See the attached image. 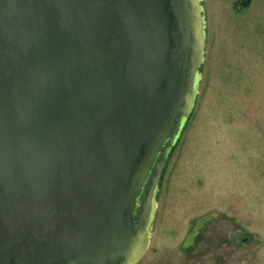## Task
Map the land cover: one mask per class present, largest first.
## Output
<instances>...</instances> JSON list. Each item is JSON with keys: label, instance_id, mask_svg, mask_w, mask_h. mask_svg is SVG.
Returning a JSON list of instances; mask_svg holds the SVG:
<instances>
[{"label": "water", "instance_id": "1", "mask_svg": "<svg viewBox=\"0 0 264 264\" xmlns=\"http://www.w3.org/2000/svg\"><path fill=\"white\" fill-rule=\"evenodd\" d=\"M204 49L201 0H0V264L139 262Z\"/></svg>", "mask_w": 264, "mask_h": 264}, {"label": "rangeland", "instance_id": "2", "mask_svg": "<svg viewBox=\"0 0 264 264\" xmlns=\"http://www.w3.org/2000/svg\"><path fill=\"white\" fill-rule=\"evenodd\" d=\"M238 2L201 0L197 96L137 264H264V0Z\"/></svg>", "mask_w": 264, "mask_h": 264}, {"label": "trees", "instance_id": "3", "mask_svg": "<svg viewBox=\"0 0 264 264\" xmlns=\"http://www.w3.org/2000/svg\"><path fill=\"white\" fill-rule=\"evenodd\" d=\"M251 4V0H239L237 4L238 9H247Z\"/></svg>", "mask_w": 264, "mask_h": 264}, {"label": "flooded vegetation", "instance_id": "4", "mask_svg": "<svg viewBox=\"0 0 264 264\" xmlns=\"http://www.w3.org/2000/svg\"><path fill=\"white\" fill-rule=\"evenodd\" d=\"M160 158H161V156H160L157 160H159ZM148 183H149V182H148ZM147 185H148V184H147ZM146 187H147V186H146ZM146 187H145V188H146ZM138 212H139V210L137 211V213H138Z\"/></svg>", "mask_w": 264, "mask_h": 264}]
</instances>
